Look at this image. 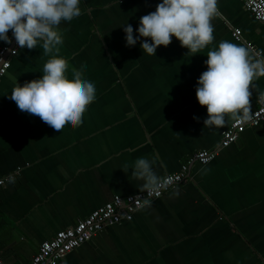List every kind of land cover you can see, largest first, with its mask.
Segmentation results:
<instances>
[{"label": "crops", "instance_id": "obj_1", "mask_svg": "<svg viewBox=\"0 0 264 264\" xmlns=\"http://www.w3.org/2000/svg\"><path fill=\"white\" fill-rule=\"evenodd\" d=\"M161 2L80 0L82 14L61 22L59 56L69 63L68 78L75 68L96 87L79 127L56 132L18 109L13 87L39 79L50 56L38 45L11 58L0 78V179L15 175L0 187L6 264H31L41 244L60 231L115 196L144 192L132 174L138 158H155L154 171L167 176L199 151L219 149L233 122L204 127L207 109L196 88L207 53L223 40L264 52V25L239 0H218L215 39L198 53L174 37L155 56L143 53V38L128 47L124 27L130 24L137 37L140 18ZM6 44L0 41V48ZM250 91L253 113L264 77ZM190 167L189 181L144 206L133 221L107 227L62 264H264V122L220 148L210 164Z\"/></svg>", "mask_w": 264, "mask_h": 264}, {"label": "clouds", "instance_id": "obj_2", "mask_svg": "<svg viewBox=\"0 0 264 264\" xmlns=\"http://www.w3.org/2000/svg\"><path fill=\"white\" fill-rule=\"evenodd\" d=\"M79 5L80 0H0V41L11 44V31L19 48L32 50L40 45L43 54L50 56L43 75L23 86L17 83L10 99L21 112L39 117L60 133L66 125L79 127L96 99L94 83L83 79L75 68L69 79V63L59 56L58 46L63 43L59 26L82 14ZM219 15L218 0H162L154 12L140 18L137 37L130 24L124 27L126 45L135 46L143 38L141 50L155 56L157 48L168 47L174 37L188 53L195 54L213 43L211 21ZM205 63L207 70L196 88L199 105L207 109L204 127L219 129L229 120L238 125L251 121L250 85L264 77V52L223 40L208 51ZM259 101L264 103V93H260ZM155 163V158L146 157L134 162L132 174L143 181L142 189L148 195H158L171 184L170 177L154 171ZM8 179L14 183V177ZM143 205L150 206L151 201L144 199Z\"/></svg>", "mask_w": 264, "mask_h": 264}, {"label": "built area", "instance_id": "obj_3", "mask_svg": "<svg viewBox=\"0 0 264 264\" xmlns=\"http://www.w3.org/2000/svg\"><path fill=\"white\" fill-rule=\"evenodd\" d=\"M252 14L253 18L264 25V0H239ZM236 40L241 41V32L236 30L233 33ZM9 38L11 44L0 48V78L6 76L11 68V58L18 55L21 48L16 44L12 32ZM253 119L244 125L233 122L231 127L222 133L219 149H226L237 143L240 137L248 128H255L264 122V103L253 113ZM217 150H202L196 153L187 164H184L178 173L167 175L171 178V184L156 195H148L145 191L136 195L126 197L115 196L112 201L91 213L86 219L79 221L74 227L60 231L50 241L41 244L38 253L33 257L31 264H62L65 257L72 251L80 248L91 241L95 236L104 231L107 227L118 225L124 221L131 222L137 211L144 207V199L151 202L163 197L170 189L189 181L190 166L196 163L208 165L218 155ZM189 175V176H188ZM15 177V175H9ZM9 176L0 179V187L9 182ZM0 264H6L0 256Z\"/></svg>", "mask_w": 264, "mask_h": 264}]
</instances>
